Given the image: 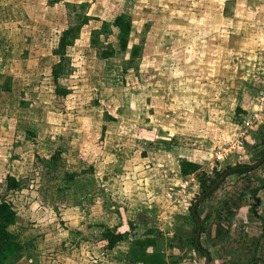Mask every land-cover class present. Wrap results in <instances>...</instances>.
Here are the masks:
<instances>
[{"label":"rangeland","instance_id":"rangeland-1","mask_svg":"<svg viewBox=\"0 0 264 264\" xmlns=\"http://www.w3.org/2000/svg\"><path fill=\"white\" fill-rule=\"evenodd\" d=\"M257 4L0 0V199L13 203L10 231L24 245L6 264H130L129 240L109 249L104 227L149 239L136 220L153 204L146 219L156 224V212L170 205L169 182L185 189L173 174L176 161L194 158L204 170L225 165L211 154L223 141L219 120L225 115V123L240 126V118L211 108L233 96L261 95L251 82L264 74V24L252 19ZM258 6L263 11V2ZM120 13L133 24L125 51L119 29L103 26ZM85 15L98 20L83 25L67 47L55 82L62 33ZM105 50L115 56L103 58ZM252 142L240 164L263 156L264 145L253 149ZM7 176L18 178L21 189L8 191ZM191 192L189 211L201 189ZM184 214L157 229L166 253L170 261L181 256L178 264H205L190 243L185 247L194 223L185 226Z\"/></svg>","mask_w":264,"mask_h":264},{"label":"crops","instance_id":"crops-1","mask_svg":"<svg viewBox=\"0 0 264 264\" xmlns=\"http://www.w3.org/2000/svg\"><path fill=\"white\" fill-rule=\"evenodd\" d=\"M257 2L258 4H262V2L264 4V0H262V2L257 0ZM258 4L255 9V16L252 19L256 25H258L259 22L261 25L264 24V9L263 11L258 9ZM259 14H261L262 17L261 20H258ZM261 26L264 28V25ZM253 33L254 32H252V36ZM252 81L254 82L253 84L251 83ZM251 82H249L250 85L252 84L259 89H257V95L264 93V74L262 76H256ZM258 97L259 96H233V102H230V100L226 98L228 105L224 104L211 108L213 111L217 112L218 116H220L222 112L226 113L227 110L230 116L235 114V116L240 118L238 122L240 126L237 125L239 126L237 127L231 122L225 123L226 121H223L225 115L220 117L221 119L219 122L221 123H219L218 126L220 127L219 132L222 133L220 139H223V141H219V143L216 144L217 146L215 145L216 147L211 148V154L215 149L226 145L227 141H231L224 140L232 134L233 130L239 131L242 122L248 117V109ZM216 100H221V96H218L214 101L216 102ZM227 127L230 133L226 132ZM240 154L235 157L236 161L241 157ZM186 159L201 164L197 159ZM232 160V157H228L222 164ZM180 162L181 159L175 162L173 174L177 177H181V185L185 187V189L179 188L175 190V185L169 182L167 198L170 205L168 208H160L159 211L156 212V224L152 225L154 219H151V221L147 223H139L146 227L147 232L149 231L150 233L148 234L150 237L153 235L154 228L161 231H163L164 228L168 229L167 226L171 225V221L169 220L176 217L178 212L185 213V226L193 224L190 220L189 213V202L193 195L191 191L193 188L195 190L200 186H198L199 183L194 174L188 176H183L181 174ZM256 164L257 163L251 164L254 165L255 168L250 171L229 174L213 194L200 203L199 214L202 224L205 227L200 242L204 250L210 251L211 256L209 257V252L207 251L195 250L197 254H201L203 258L206 259L205 264H207V257L210 259L209 264H264V164ZM164 177L165 180L170 178L167 175H164L163 178ZM184 193L185 195H183ZM207 199L210 201L209 204H206L208 202L206 201ZM203 204L204 210L202 211L201 206ZM147 209L148 208H146L145 212L153 216L152 212L155 206L152 204L149 208L150 211ZM129 246H131L130 243ZM152 248L153 245L150 244L149 249L151 250ZM198 259L200 260V256Z\"/></svg>","mask_w":264,"mask_h":264},{"label":"trees","instance_id":"trees-1","mask_svg":"<svg viewBox=\"0 0 264 264\" xmlns=\"http://www.w3.org/2000/svg\"><path fill=\"white\" fill-rule=\"evenodd\" d=\"M98 20V18L93 16L85 15L83 20L78 22L77 24H73L69 28L63 31L62 37L59 43V48L56 50L55 54L59 56V61L54 64L52 68V76L55 82H58L59 79L63 76L62 72L65 68V61L67 55V47L74 44L75 40L79 38L81 28L83 25L88 24L91 20ZM110 26H114L119 29V48L121 50H126L129 46V37L132 32L133 24L131 20L123 13L118 14L112 22H103V26L106 28ZM139 52V47L134 46L132 49V56L135 57L136 54ZM114 51H104L103 58L109 59L113 58ZM60 94V93H59ZM262 142H264V126L259 130L253 132V142L251 143L250 147L255 149L261 147ZM259 143H261L259 145ZM263 161L260 165L264 164V154L261 157ZM260 159V160H261ZM240 161H229L225 163L224 166H216L211 168L210 170H204L202 165L188 160L186 158L181 159L180 166H181V174L183 176H188L194 174L196 176V180L199 183L201 188V192L198 196L202 195L208 189H210L226 172L230 171L231 173H238V172H247L252 170L254 165L251 164H240ZM239 165H246L244 167H240L235 169L236 166ZM249 165V166H248ZM259 165V166H260ZM258 167V166H257ZM228 174V175H229ZM223 181V180H222ZM221 181V182H222ZM219 183V185L221 184ZM219 185L211 191L208 195H206L204 199L209 197L213 194V192L219 187ZM6 189L9 190H20L21 189V181L16 178L15 176H7L6 178ZM197 196V197H198ZM201 201V202H202ZM200 202V203H201ZM200 203L198 204L196 210L197 215L201 221V233L204 232V225L202 224V220L199 214V207ZM259 204V203H258ZM192 206L190 207V220L194 223V231L189 234L185 235V247L188 243L194 249L198 251H210L204 250L203 246L201 245L200 238L197 240L198 236V229L199 226L196 221V217L192 212ZM255 207V206H254ZM146 212H142L139 218L136 220L139 223H147L150 222L149 218L146 219ZM16 218V211L14 209L13 203L6 199H0V264H6L7 261L13 260L16 255L21 252L24 248L23 243L17 238V236L10 231V225ZM115 229L104 227L103 236L108 242L109 249H113L116 247L120 242L129 240L131 246L128 251L127 255V263L130 264H178L181 262L182 257L180 256H173L172 261H170V256L166 253V245L167 242L166 237L163 232L154 228L152 237L149 236V239L142 241L138 239H131L130 235L125 234L124 232H115ZM152 244L153 248L150 250L149 245ZM169 246H172V242H168Z\"/></svg>","mask_w":264,"mask_h":264},{"label":"built area","instance_id":"built-area-1","mask_svg":"<svg viewBox=\"0 0 264 264\" xmlns=\"http://www.w3.org/2000/svg\"><path fill=\"white\" fill-rule=\"evenodd\" d=\"M264 126V93L255 100L248 109V117L241 124L237 137L233 141H229L221 148L212 151L213 158L218 162L225 161L228 157H232V161H236L235 157L245 151V146L250 139L253 141V132Z\"/></svg>","mask_w":264,"mask_h":264},{"label":"water","instance_id":"water-1","mask_svg":"<svg viewBox=\"0 0 264 264\" xmlns=\"http://www.w3.org/2000/svg\"><path fill=\"white\" fill-rule=\"evenodd\" d=\"M263 161V159H261V160H259L258 161V163L256 164V165H258V164H260L261 162ZM244 166H246V165H239V166H236L235 167V169H238V168H240V167H244ZM229 172L230 171H228V172H226L225 174H223V176L210 188V189H208L206 192H204L202 195H200L199 196V198L198 199H196L195 200V202H194V205H193V207H192V212H193V214L195 215V217H196V221H197V224H198V226H199V229H198V236H197V240L199 239V236H200V234H201V221H200V219H199V217H198V215H197V210H196V208H197V206H198V204L200 203V201L206 196V195H208L211 191H213L218 185H219V183L222 181V180H224L227 176H228V174H229ZM209 257H207V264H209Z\"/></svg>","mask_w":264,"mask_h":264}]
</instances>
